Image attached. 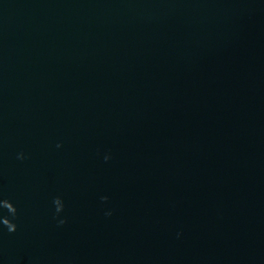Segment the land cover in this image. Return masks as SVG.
I'll list each match as a JSON object with an SVG mask.
<instances>
[{
  "label": "water",
  "instance_id": "water-1",
  "mask_svg": "<svg viewBox=\"0 0 264 264\" xmlns=\"http://www.w3.org/2000/svg\"><path fill=\"white\" fill-rule=\"evenodd\" d=\"M0 200V264H264V0H0Z\"/></svg>",
  "mask_w": 264,
  "mask_h": 264
},
{
  "label": "clouds",
  "instance_id": "clouds-1",
  "mask_svg": "<svg viewBox=\"0 0 264 264\" xmlns=\"http://www.w3.org/2000/svg\"><path fill=\"white\" fill-rule=\"evenodd\" d=\"M57 147H60V145H57ZM25 157L23 156V154H18L17 159L23 160ZM105 161H107L109 159L108 156L104 157ZM102 200H107V197H102ZM53 204L55 206V211L57 214H59L61 211H63V204L61 202V200L59 198H55L53 200ZM0 207L6 209L8 211V213L13 217V219L16 216V208L7 200H0ZM106 215H111V213H106ZM59 225H63L65 223L64 220H60ZM3 225L8 229V231L11 232H15L16 230V225L12 222H10L8 219H4L3 220Z\"/></svg>",
  "mask_w": 264,
  "mask_h": 264
}]
</instances>
